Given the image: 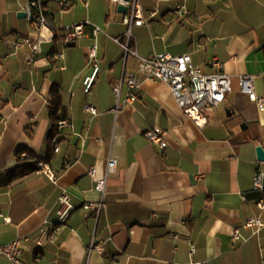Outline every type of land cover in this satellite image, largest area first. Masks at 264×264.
<instances>
[{
    "label": "crops",
    "instance_id": "obj_1",
    "mask_svg": "<svg viewBox=\"0 0 264 264\" xmlns=\"http://www.w3.org/2000/svg\"><path fill=\"white\" fill-rule=\"evenodd\" d=\"M27 1L0 0V38L33 35L26 16H17ZM136 1L142 25H129L130 3L122 13L114 0H74L66 12L49 7L52 28L43 35L52 38L38 51L12 52L0 43V182L36 161L55 175L51 180L36 170L0 185V245L27 237L23 264H264V229L243 227L247 217L264 221V210L254 203L259 194L252 191L254 172L264 173L255 153L256 146L264 148V109L238 80L252 75L255 93L264 97V0H180V18L177 0ZM84 21L102 32L95 36L87 29L72 46L64 44L66 27ZM129 27L130 47L140 57L189 54L205 73L213 71L212 58L222 63L231 91L207 124L198 127L159 80H142L135 102L117 106L113 87L124 74L140 76L139 60L120 46ZM91 45L95 60L85 55ZM50 50L63 58L49 57ZM52 86L67 125L57 127L48 157ZM127 94L123 85L120 98ZM86 104L97 113L86 112ZM151 128L166 133V147L145 136ZM109 156L117 168L108 175L104 207L99 215L86 213L83 204L99 199L88 170L95 166L103 173ZM61 190L74 206L65 224L57 222ZM44 221L56 229L39 246ZM92 241L103 249L89 251ZM0 264L12 263L1 258Z\"/></svg>",
    "mask_w": 264,
    "mask_h": 264
},
{
    "label": "built area",
    "instance_id": "obj_2",
    "mask_svg": "<svg viewBox=\"0 0 264 264\" xmlns=\"http://www.w3.org/2000/svg\"><path fill=\"white\" fill-rule=\"evenodd\" d=\"M115 2H121L120 0H114ZM74 0H28L24 7L23 12L26 18L32 26L33 35L25 37L0 38V43H7L9 49L12 52H17L24 48H29L32 51H38L39 45L45 43L52 38L45 37L43 35L44 30L52 28L51 16L49 14V7L55 5L59 12H66L73 6ZM131 13L129 17V25L134 23L136 25H142L144 20L138 14L137 1L131 0ZM184 11V3L177 0L175 16L177 18L182 17ZM137 18L136 20H133ZM87 29H90L93 35H97L102 32L101 27L93 24L89 21L80 23H74L66 27V33L62 38L64 44L75 42L87 35ZM130 27L126 33L127 41L121 43L125 54L131 53L137 57L140 65V76L135 74H124L121 81L113 87V91L118 97L117 106L132 105L136 97L133 91L139 89L142 80H159L166 83L170 89V92L179 106V108L186 114L198 127H203L207 124L208 119L212 111L224 101L225 95L231 91V83L229 75L222 69V63L217 58H212L208 65L213 69L210 73H205L201 68L196 66L189 54L171 55L169 53L154 54L151 57H140L136 51L130 47L131 38ZM118 42L117 39H114ZM85 55L90 60H95L97 56L96 45L88 46L85 50ZM48 56L54 59H62L63 54L50 50ZM98 71V66L95 65L91 76L86 77L83 81V90L88 92L93 82L94 76ZM240 89L245 93L248 99L255 102L260 110L264 109V97L258 96L254 91L253 76L248 74H241L238 76ZM125 85L128 89V94L121 99V89ZM84 110L92 115L97 113L96 109L86 104ZM67 125L66 119L58 121V128H62ZM145 136L159 147H166V133L162 130L151 128L145 132ZM54 151H58V147L54 148ZM37 171L45 173L51 180L55 179L54 173L50 170L48 165L42 161L37 162ZM117 168V161L115 158L109 156L103 173L98 174L97 168L92 166L88 170V175L93 180L94 189L99 194L98 200L86 201L82 209L86 213H92L99 215L104 207V200L106 195V185L108 175L114 173ZM264 173L258 168L254 172L252 191L258 193V197L255 200L256 207L264 210ZM246 200V197H242ZM57 222L59 224H65L71 212L74 209L70 201V197L65 190H61L57 198ZM0 216H2L0 214ZM5 222H9L8 217H3ZM244 228H256L264 229V221L258 217H247L243 224ZM56 229V226L50 221H44L43 226L39 229V237L37 244L42 246L43 243L52 236V230ZM240 238V231L234 229L232 232V239L237 240ZM28 240L16 238L8 243L0 245V259L4 258L12 264H23L21 258V243ZM96 249L101 251L103 249L102 243L91 242L89 251Z\"/></svg>",
    "mask_w": 264,
    "mask_h": 264
},
{
    "label": "trees",
    "instance_id": "obj_3",
    "mask_svg": "<svg viewBox=\"0 0 264 264\" xmlns=\"http://www.w3.org/2000/svg\"><path fill=\"white\" fill-rule=\"evenodd\" d=\"M48 114H49V120L51 124V129L48 134V157L52 153V139L55 136L57 132L58 127V121L61 120L59 118V114L62 111V100L61 96L59 94L58 88L56 86H52L49 92V98H48ZM37 162L33 164H26V165H20L8 172L6 177L3 179V181L0 182V185H8L14 180L23 178L32 172L37 170Z\"/></svg>",
    "mask_w": 264,
    "mask_h": 264
},
{
    "label": "water",
    "instance_id": "obj_4",
    "mask_svg": "<svg viewBox=\"0 0 264 264\" xmlns=\"http://www.w3.org/2000/svg\"><path fill=\"white\" fill-rule=\"evenodd\" d=\"M121 2L118 4L117 6V10L119 12H122V13H127L128 11V7H127V3H129L131 0H120ZM17 16L20 17V18H24L25 17V13L24 12H19L17 13ZM74 43L71 42V43H68V45H73ZM229 116V115H228ZM245 126V125H243ZM255 153H256V157H257V160L258 161H261V162H264V148L260 145L256 146L255 147Z\"/></svg>",
    "mask_w": 264,
    "mask_h": 264
}]
</instances>
